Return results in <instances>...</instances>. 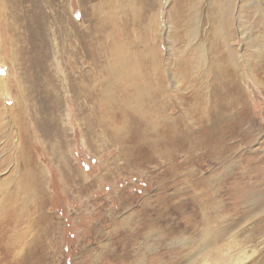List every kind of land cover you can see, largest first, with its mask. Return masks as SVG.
<instances>
[{"label": "rangeland", "instance_id": "obj_1", "mask_svg": "<svg viewBox=\"0 0 264 264\" xmlns=\"http://www.w3.org/2000/svg\"><path fill=\"white\" fill-rule=\"evenodd\" d=\"M205 263L264 264V0H0V264Z\"/></svg>", "mask_w": 264, "mask_h": 264}, {"label": "bare ground", "instance_id": "obj_2", "mask_svg": "<svg viewBox=\"0 0 264 264\" xmlns=\"http://www.w3.org/2000/svg\"><path fill=\"white\" fill-rule=\"evenodd\" d=\"M3 90V89H2ZM205 264H207V263H205Z\"/></svg>", "mask_w": 264, "mask_h": 264}]
</instances>
